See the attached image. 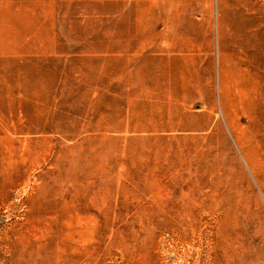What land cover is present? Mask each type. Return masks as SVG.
I'll list each match as a JSON object with an SVG mask.
<instances>
[{"label": "rangeland", "instance_id": "rangeland-1", "mask_svg": "<svg viewBox=\"0 0 264 264\" xmlns=\"http://www.w3.org/2000/svg\"><path fill=\"white\" fill-rule=\"evenodd\" d=\"M0 264H264V0H0Z\"/></svg>", "mask_w": 264, "mask_h": 264}, {"label": "bare ground", "instance_id": "bare-ground-1", "mask_svg": "<svg viewBox=\"0 0 264 264\" xmlns=\"http://www.w3.org/2000/svg\"><path fill=\"white\" fill-rule=\"evenodd\" d=\"M165 1V0H164ZM162 5V4H161ZM167 5V4H166ZM165 5V6H166ZM171 11V10H170ZM171 13V12H170ZM170 16V15H169ZM168 24V23H167ZM182 26V22H180V19L176 16L172 21H171V28L175 31H177V29H179ZM196 20L195 17L191 16L190 19L188 20V27L181 33H174L172 34L170 37H168V39L171 42H178V43H183V41L185 42V40L189 39L192 34L194 29L196 28ZM170 28V27H169ZM166 31V30H165ZM166 35V34H165ZM165 39V38H164ZM167 40V39H166ZM239 59V60H236ZM235 60L238 61L237 63H235V68L233 69H237L238 71H240L241 76L243 77V81L242 84H237V82L230 81L229 80V76L231 74H233L234 72H228L225 73L223 70V80H224V101H226L225 107L228 104L229 109L234 112V107L236 106L235 104L237 102L241 103L244 101V60H240L241 58H236ZM236 71V70H235ZM251 71V70H250ZM237 75V74H236ZM232 76V75H231ZM230 76V77H231ZM240 76V77H241ZM242 80V79H240ZM253 84V83H252ZM229 86V87H228ZM255 88V87H254ZM230 89H232L233 92L230 91ZM222 91V92H223ZM254 100V99H253ZM225 103V102H224Z\"/></svg>", "mask_w": 264, "mask_h": 264}, {"label": "crops", "instance_id": "crops-1", "mask_svg": "<svg viewBox=\"0 0 264 264\" xmlns=\"http://www.w3.org/2000/svg\"><path fill=\"white\" fill-rule=\"evenodd\" d=\"M188 40H189V39L185 40V42L188 41ZM183 42H184V41H183Z\"/></svg>", "mask_w": 264, "mask_h": 264}]
</instances>
